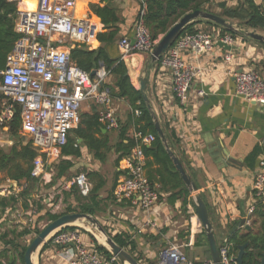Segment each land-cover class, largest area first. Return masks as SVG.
<instances>
[{
  "label": "crops",
  "instance_id": "crops-1",
  "mask_svg": "<svg viewBox=\"0 0 264 264\" xmlns=\"http://www.w3.org/2000/svg\"><path fill=\"white\" fill-rule=\"evenodd\" d=\"M141 2L142 0H78L75 16L86 15L90 18L92 27V39L86 46L96 49L103 45L111 58L120 56L118 41L123 36L132 37ZM91 4L113 7L118 16L115 26H105L101 18L91 10ZM210 6L213 7V13L220 12L215 2H211ZM230 21L236 24V21ZM200 24L202 22L197 25ZM116 28L117 33L110 43L97 39V34L108 33ZM255 31L264 35V28ZM160 37L161 35L156 40ZM235 39L230 50L216 45L210 52L184 55L197 70L186 105L180 104L173 96L169 69L147 61L148 55L143 53L133 54L124 61L130 81L136 89H139L140 79L147 77L145 94L152 111L170 149L197 185L208 208L215 236L217 238L218 235L222 241L228 240L233 234L240 235L246 228L240 221L245 222L249 217V207L255 203L251 183L255 174L264 170V165L261 164L264 162V104L249 102L236 96L232 75L233 71L253 68L264 78V45L263 42L250 38ZM68 45L73 48L77 44L68 42ZM226 52L232 54L229 63L224 61ZM96 69L105 70L102 64ZM108 75L103 79V86L110 83ZM198 91H203L205 95L199 97ZM111 107L119 127L126 125L127 135L135 138L137 132L133 120L138 111H133L126 100L119 98H112ZM101 109V105L93 100L82 103L79 110L81 132L71 130L63 146L51 149L42 156L43 173L40 178L37 177L40 186L35 187L33 198L42 199L44 208L52 212L68 206L75 208L79 205L77 200L80 193L69 181L80 172H85L91 189L100 179L104 180V185L99 190L100 206L103 210L109 208L111 211V217L105 219V222L112 228V234L130 232L131 237L137 240V250L143 257L154 262L159 250L168 242H174L192 260L209 259L204 230L192 204L188 203L183 209V199L170 202L173 190L169 173L154 157L145 155L143 168L145 176L158 193V201L149 212L143 211L138 204H132L128 199L123 202L110 199L118 180L126 171L128 161L127 157L117 159V130L107 128L100 120V125L92 124V117ZM21 134L23 132L19 129V136H14L6 123L0 124V149L9 151L12 146L20 148L24 145ZM91 138L108 141V148L93 149L90 147ZM74 149L77 151L74 152ZM4 176L0 172V178ZM2 183L8 189L2 187L0 197L17 194L23 185V182L17 185L9 179ZM16 205L17 208L8 214L4 228L21 223L19 217L23 209L20 201ZM147 219L151 221V225H144ZM89 243L92 242L87 244ZM63 251L62 247H54L48 242L39 252L37 264H67L62 256Z\"/></svg>",
  "mask_w": 264,
  "mask_h": 264
},
{
  "label": "built area",
  "instance_id": "built-area-1",
  "mask_svg": "<svg viewBox=\"0 0 264 264\" xmlns=\"http://www.w3.org/2000/svg\"><path fill=\"white\" fill-rule=\"evenodd\" d=\"M16 4L14 30L18 34L11 51L7 54L5 67L0 71V92L2 94L0 124L10 121L16 109L20 113V129L30 136V144L36 152L31 175L41 177L42 156L51 149L67 142L68 133L80 125L79 110L86 100L101 105L99 120L107 128L117 129L118 120L111 107L112 97L103 79L107 73L97 70L94 78L80 68L69 56L68 42L88 45L92 39L90 18L75 16L78 0H8ZM235 5L245 0H221ZM228 33L221 34L220 28L196 27V31L179 36L159 58L160 66L171 72L172 93L180 104L186 105L191 84L196 77V68L184 58L185 54L199 55L210 52L220 41L233 46L235 42ZM157 40H153L142 19L134 21L132 37L123 36L118 41L120 59L127 61L136 53L149 54ZM231 52H226L224 61L229 63ZM236 96L255 103L264 104V78L253 69L233 71ZM199 97L205 95L197 92ZM138 143L127 156V168L118 180L114 195L128 199L149 212L158 201V193L144 174L145 154L142 145L150 144L154 136L136 133ZM264 165V162L261 163ZM82 195L91 191V183L85 172H80L69 181ZM251 188L255 201L264 204V170L253 177ZM253 206L248 209L245 226L251 223ZM146 220L144 225H151ZM48 241L54 247H62L63 259L67 264H120L111 255L106 258L95 248L94 243L80 241L77 231L62 227L55 231ZM218 247L222 264H235L230 253L232 244ZM72 243V246L69 244ZM153 264H212L210 259H190L174 242H168L158 252Z\"/></svg>",
  "mask_w": 264,
  "mask_h": 264
},
{
  "label": "trees",
  "instance_id": "trees-1",
  "mask_svg": "<svg viewBox=\"0 0 264 264\" xmlns=\"http://www.w3.org/2000/svg\"><path fill=\"white\" fill-rule=\"evenodd\" d=\"M211 2H215L216 6L220 8V12L218 13L220 16L236 21L239 31H230L211 21L197 19L187 24L179 36L195 32L196 27L204 26L208 28H220L221 34L228 33L233 38L241 37L243 40H247L248 38L244 34L246 30H261L264 28V0H261L259 3H256L254 0H245L235 5H227L225 1L221 0H142L137 18L142 19L145 26L149 29L152 39L156 40L187 11L201 9L213 12V7L210 6ZM90 8L101 18L107 27L108 25L115 26L118 21L116 10L111 6L105 5L100 7L96 4H91ZM16 9L15 3L8 0H0V71L5 67L7 54L11 51L13 43L18 37V34L14 30ZM200 22L202 24L197 25ZM116 33L117 28L108 33H99L97 34V39L108 44L114 40ZM262 44L264 45V43ZM69 56L74 63L87 72L98 68L102 64L105 71L113 79L110 84L104 85L111 97L126 100L133 111H138V115L133 120L136 132H140L142 135L152 134L154 136L153 141L149 145H142V150L146 157H154L155 161L159 162L168 171L171 189L173 190L170 202L181 198L183 199L184 209L188 203H191L188 197V190L183 186L184 184L177 170L156 133L153 118L142 98V93L133 86L130 77L126 75L127 68L124 61L120 59V56L111 58L103 45L96 49H89L86 45H75L70 49ZM159 65L158 61L157 66ZM91 78H94V76H91ZM1 110L2 107L0 105V113ZM92 119L94 120L92 124L95 126L101 124L98 114L92 117ZM6 124L9 132L18 137L20 129V113L18 108L13 118L6 122ZM115 130L118 133L115 150L118 152L117 159H121L130 154L131 149L138 141L136 138L127 135L126 125H121L120 127L118 125ZM73 131L80 133L81 129L78 127ZM90 147L95 150L108 148V141L91 138ZM73 151L76 152L77 150L74 149ZM35 156L36 152L30 142L22 145L20 148L12 146L9 151L0 149V172L5 174L3 178H0V189L5 186L2 183L5 179L15 181L17 185H21L23 182L22 188L17 194L0 197V264H24L23 255L27 245L22 243L21 240L31 233L36 234L40 230L37 225L38 221L45 219L49 222L63 213L72 211L89 213L93 216L97 212L104 211L100 206L101 201L99 198V190L104 185L103 179L98 181L89 194L82 195L79 192V199L77 200L79 205L77 207L68 206L60 213L46 210L42 199L35 200L33 198L35 187L38 188L40 186L38 178L31 175L32 162ZM148 163L146 164L148 165ZM94 174L97 175V173ZM111 198L116 202L117 200H120V202L126 200L118 199L114 194L110 196ZM18 201H20L24 212L31 211L33 212L32 215L36 216L34 225L30 227V224L24 226L22 223H15L4 228L8 220V214L15 209ZM18 225L22 226L21 229H18ZM103 228L110 234L105 227ZM65 229L74 230L75 227L66 226ZM111 236L117 244L125 247L142 264H153V261H149L143 257L137 250V240L131 237L130 232L121 231ZM143 238L146 239V236H143ZM93 241L96 250L101 255L106 258L111 257L110 252L106 248L97 244L94 239ZM228 241L232 244L230 253L233 255L237 252L238 244L248 241L243 255V264H256L258 262L264 249V204L255 201L249 228H245L243 233L238 236L236 234L229 236ZM48 242L42 246L41 251L47 246Z\"/></svg>",
  "mask_w": 264,
  "mask_h": 264
},
{
  "label": "water",
  "instance_id": "water-1",
  "mask_svg": "<svg viewBox=\"0 0 264 264\" xmlns=\"http://www.w3.org/2000/svg\"><path fill=\"white\" fill-rule=\"evenodd\" d=\"M208 20L211 21L223 28L230 31H239V27L237 24H233L232 21L226 19L223 16H220L216 13L204 11L201 9H194L192 11L185 12L174 24H172L168 30L161 35V37L154 44L151 52L148 55V60L154 64H157L159 58L162 54L174 43V41L179 37L182 29L189 23L197 20ZM247 38L261 41L264 43V35L256 32L255 30H246L244 32ZM216 45L223 47L227 50L233 48V46L224 45L222 42L217 41ZM147 64L145 65L144 72L147 71ZM97 73V69H94L89 72L90 76H95ZM126 75L128 73L126 72ZM147 84V77L143 76L139 81V90L142 93V98L146 104L147 109L149 110L151 117L153 118L154 127L158 137L160 138L167 154L169 155L175 169L177 170L185 188L188 190L191 204L194 208L196 216L200 221L205 238L209 248V259L212 264H222L220 261L219 249H218V241L215 236V233L212 228V224L209 219V211L205 204V201L201 197L198 191L197 185L193 182L191 177L186 173L181 161L177 158V156L170 149L164 133L159 126L157 118L152 111L149 100L145 94ZM30 140V136L27 133L21 134V141L23 144L28 143ZM85 222L91 228L86 229L85 232L90 234L95 242L110 252L112 256H114L120 264H142L141 261L137 260L136 257L131 254L125 247L120 246L115 242L113 237L108 234L103 226L97 221V219L89 213H84L80 211H72L59 215L55 219L49 221L44 227H42L32 238L30 243L27 245L23 260L24 264H35V261L38 260L39 252L41 251L42 246L48 241L50 236L57 231L58 229L66 226L75 225L76 223ZM244 220L240 221V224L243 225ZM246 228L249 226L246 225ZM95 230L100 233L103 237V243H100L95 238L93 231ZM72 246V243L69 244ZM248 245V241H245L242 244L237 245V252L233 256V261L235 264H243V255L245 253V249ZM37 262V261H36ZM256 264H264V249L261 253V256Z\"/></svg>",
  "mask_w": 264,
  "mask_h": 264
},
{
  "label": "rangeland",
  "instance_id": "rangeland-1",
  "mask_svg": "<svg viewBox=\"0 0 264 264\" xmlns=\"http://www.w3.org/2000/svg\"><path fill=\"white\" fill-rule=\"evenodd\" d=\"M106 75H108V74H105L104 78L106 77ZM108 76H110V75H108ZM112 80L113 79L110 76V83L112 82ZM107 83H108V81H107ZM110 83H108V84H110ZM3 189H8V188H7V186H4ZM16 208H17V205H16ZM63 211H64V209L59 208V209L55 210L53 213H60V212H63ZM28 212L29 213H27V212L24 213V211L20 212V217L19 218H20V222L24 226H27V224H30V227H31L35 223V217L36 216L32 215L33 212H31V211H28ZM50 212H52V211H50ZM110 215H111L110 209L109 208H105V210L103 212H100V213L94 215V217L112 235V228L109 227L107 225V223L105 222L106 221L105 219H109L111 217ZM112 217H114V216L112 215ZM47 223H48V221H46L45 219H42V220L38 221L37 225H38L39 229H41ZM71 226L75 227L74 231H77V233L80 235V237L82 239L81 241H84L85 243H88V242L91 241L92 243H94L92 236L90 234L84 232L86 229L91 228L87 223L80 222V223H76L75 225H71ZM21 227H22L21 225H18V229H21ZM69 231H72V230L69 229ZM34 236H35V233H31L28 236H26L25 238H23L21 240V242L26 244V245H28L30 243V240H32V238ZM217 241H218V246H221V245L225 244V242L222 241L221 238H218V235H217ZM35 264H37V262Z\"/></svg>",
  "mask_w": 264,
  "mask_h": 264
},
{
  "label": "bare ground",
  "instance_id": "bare-ground-1",
  "mask_svg": "<svg viewBox=\"0 0 264 264\" xmlns=\"http://www.w3.org/2000/svg\"><path fill=\"white\" fill-rule=\"evenodd\" d=\"M24 3H26L28 8H33V4L30 3L28 0H23ZM95 238L97 239L98 242L103 243V237L100 233H98L95 230H92ZM97 233V234H96Z\"/></svg>",
  "mask_w": 264,
  "mask_h": 264
}]
</instances>
